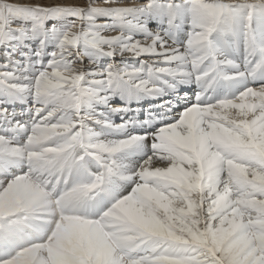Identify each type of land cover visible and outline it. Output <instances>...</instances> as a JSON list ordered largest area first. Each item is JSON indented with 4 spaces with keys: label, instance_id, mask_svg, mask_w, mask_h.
<instances>
[{
    "label": "snow or ice",
    "instance_id": "obj_1",
    "mask_svg": "<svg viewBox=\"0 0 264 264\" xmlns=\"http://www.w3.org/2000/svg\"><path fill=\"white\" fill-rule=\"evenodd\" d=\"M0 264H264V0H0Z\"/></svg>",
    "mask_w": 264,
    "mask_h": 264
},
{
    "label": "bare ground",
    "instance_id": "obj_2",
    "mask_svg": "<svg viewBox=\"0 0 264 264\" xmlns=\"http://www.w3.org/2000/svg\"><path fill=\"white\" fill-rule=\"evenodd\" d=\"M15 1H17V2H22V0H15ZM137 1V0H136ZM139 1L140 0H138V2H136V3H139ZM64 2H66V3H85V0H64ZM124 2L125 3H129V4H131V3H133V1L132 2H129V0H124ZM142 2V1H141ZM102 3H104V2H102ZM101 3V4H102Z\"/></svg>",
    "mask_w": 264,
    "mask_h": 264
},
{
    "label": "rangeland",
    "instance_id": "obj_3",
    "mask_svg": "<svg viewBox=\"0 0 264 264\" xmlns=\"http://www.w3.org/2000/svg\"><path fill=\"white\" fill-rule=\"evenodd\" d=\"M133 1V3H136V2H138V0L136 1V0H129V2H132ZM142 0H140L139 2H141ZM15 2H17V1H15ZM22 2H25V3H27V2H35V0H22ZM54 2H61V0H54ZM63 2H64V0H63ZM85 2H86V0H85ZM97 2L98 3H102V2H104V0H97Z\"/></svg>",
    "mask_w": 264,
    "mask_h": 264
}]
</instances>
